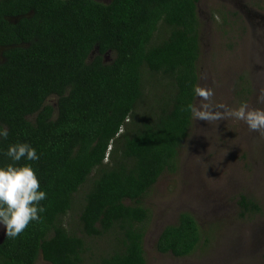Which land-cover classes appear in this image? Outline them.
Masks as SVG:
<instances>
[{"label":"trees","instance_id":"1","mask_svg":"<svg viewBox=\"0 0 264 264\" xmlns=\"http://www.w3.org/2000/svg\"><path fill=\"white\" fill-rule=\"evenodd\" d=\"M198 27L197 0H0V126L9 133L0 166L12 162L9 145L30 144L40 159L19 163L32 164L47 194L39 221L4 235L0 264L39 255L49 264H146L141 200L178 166L196 98ZM78 193L79 233L64 223ZM238 203L260 211L244 195ZM98 238L109 250L94 257L88 244ZM200 241L196 219L181 212L156 250L182 257Z\"/></svg>","mask_w":264,"mask_h":264},{"label":"rangeland","instance_id":"2","mask_svg":"<svg viewBox=\"0 0 264 264\" xmlns=\"http://www.w3.org/2000/svg\"><path fill=\"white\" fill-rule=\"evenodd\" d=\"M197 15V87L212 95L208 101L196 95L194 108L202 110L207 103L223 118L202 120L193 112L176 171H164L142 198L150 212L143 242L146 264H264V136L218 107L234 111L246 104L264 110L258 99L264 96V0H197ZM112 58L107 54L105 61ZM166 89L160 88L162 93ZM241 195L254 200L260 211L243 212ZM75 196L64 223L79 233L81 193ZM181 212L196 219L201 241L186 256L158 252V235L176 224ZM92 242L87 244L94 257L109 250L108 240ZM35 264L49 263L39 255Z\"/></svg>","mask_w":264,"mask_h":264},{"label":"clouds","instance_id":"3","mask_svg":"<svg viewBox=\"0 0 264 264\" xmlns=\"http://www.w3.org/2000/svg\"><path fill=\"white\" fill-rule=\"evenodd\" d=\"M195 94L204 101L212 95L210 90L195 88ZM264 102V96L258 98ZM224 109V115H231L244 121L251 131L259 132L264 136V110L248 109L242 104L237 110H229L225 105H218ZM202 110L193 108L198 119H222L220 113H213L207 103L201 105ZM7 128L0 126V138H8ZM12 161L0 166V229L9 238H16L30 222L39 221L40 214L45 211L41 201L47 199L45 191L41 190L36 169L31 163L20 164L21 160L38 161L40 156L36 149L28 143H16L8 146L4 153Z\"/></svg>","mask_w":264,"mask_h":264},{"label":"flooded vegetation","instance_id":"4","mask_svg":"<svg viewBox=\"0 0 264 264\" xmlns=\"http://www.w3.org/2000/svg\"><path fill=\"white\" fill-rule=\"evenodd\" d=\"M97 1V0H96ZM98 2H100V1H98ZM102 3V2H101ZM6 18L9 20V21H11L12 23H14V22H16L19 18H20V16H6ZM25 45H28V43H26ZM2 47L0 46V49H1ZM3 50V49H2ZM2 52V51H1ZM1 61V60H0ZM3 237H4V231H3V229H0V242H2V239H3Z\"/></svg>","mask_w":264,"mask_h":264},{"label":"water","instance_id":"5","mask_svg":"<svg viewBox=\"0 0 264 264\" xmlns=\"http://www.w3.org/2000/svg\"><path fill=\"white\" fill-rule=\"evenodd\" d=\"M4 47H2V49H3Z\"/></svg>","mask_w":264,"mask_h":264}]
</instances>
